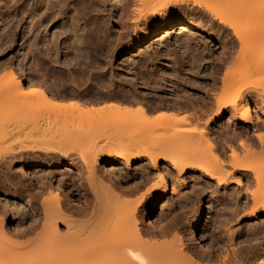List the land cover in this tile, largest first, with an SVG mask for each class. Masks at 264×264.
Here are the masks:
<instances>
[{"label":"bare ground","instance_id":"6f19581e","mask_svg":"<svg viewBox=\"0 0 264 264\" xmlns=\"http://www.w3.org/2000/svg\"><path fill=\"white\" fill-rule=\"evenodd\" d=\"M9 1L16 8L14 11H17V14L13 16L9 24H6L3 30V36L0 38V70H7L8 72L6 79L0 84V183H9L11 179L24 178L26 175L23 168L32 159L63 160L64 158L71 160L74 149L78 148L75 142H81V138L79 140L77 139L76 133H73L72 137L70 136L74 130H71L72 132H69L70 134L67 133L69 130L65 132V129L69 127L65 125L67 128H62V122H60L59 128L73 140H66L61 134V140L53 143L46 142L45 140L39 141V136L43 139L47 134L45 133L41 137L39 129L44 124L41 121L38 122L40 116L37 117L34 115V110L38 106L42 107L39 103L53 104L54 102L55 104H60L62 102L59 95L63 93L58 94L54 91L52 88L53 84L49 83L47 73H42V70L46 69L47 71L49 66L55 67L56 69L62 66V44L64 43L67 48V44H70V42L67 43V40L72 39L71 36L78 38L75 39L73 37L74 41L72 40L73 42L68 46L72 54L77 53L76 57L73 54L75 58L83 55L82 47L87 43L86 38L83 40V36L87 34H98L100 38L99 42L102 43L101 45L104 48L108 42L107 46L115 49H123L126 45V39H128V45L135 48L163 34V39L160 41V44L166 47L165 55L167 56L168 54L171 56L169 52L171 51L172 44L165 38L166 36L164 34H170V31L176 26H179L178 29H180L181 34L188 32V34L190 33L194 36H184L187 46H190L189 42L194 40L199 33H203L205 36L217 42L219 41L223 50L227 48V43L231 44V47L222 54L223 57L219 60V64L216 67H213V65L210 66L212 82L206 84V87L197 86L204 92L201 96L196 94L197 96L192 97V94H188V92L170 94L168 91L167 95L166 91L163 90L167 96L157 95L159 96L157 97L158 103H152L145 95V92L143 94L137 89L136 84L135 86L132 84V89H123L115 92L113 95H109L110 97L108 99L110 103L106 105H110V107H114L117 110L123 109L131 111L132 108H136L135 111H140L139 116L134 114V117L130 118L129 116H125V119L115 121H122V127L125 126L124 123H127L124 130L128 129L127 131L129 133L134 129L140 134V127H142L143 132H146L148 129V134L142 133V138L137 137L138 135L133 133L136 136L131 135L124 140L123 142L125 144L121 145L116 151L109 150L108 144L104 146H93L89 150L87 149L88 152L85 153L81 149H78L80 150L79 153L76 149L77 152L75 155L77 153L80 154H77V161L80 156L82 162L79 161L82 165L84 164L86 166L84 168H87L89 172L87 173L88 177L81 178V180L83 179L85 184H89L97 201V204L95 203L96 205L93 204L96 208L94 207L95 210H92V213L89 215L90 217H83L85 220L87 219L86 221L84 219V221L81 220L82 217H79V220H81L79 221L68 209H64L62 202L67 196H65L66 193L60 191V187L54 191H49V187L48 189L44 188L50 192L46 193L45 199L43 198L45 197L43 196L44 193L41 192L43 196L42 205L45 211V221L43 220V223L40 221L43 224L40 227L42 228L40 233L38 232V228L34 226L33 228L30 227L31 229L29 231H26L27 233L24 234V237L36 235L32 239L29 238L28 241L26 240V242L18 243L13 241L12 239L16 236L15 234H13L15 235L13 238H9L12 236L10 235L11 231L5 227L7 220H9V211L6 210L4 217L0 215V264H264V247L262 244L257 243L255 246L251 245L252 247L248 245L251 251L247 254H242L240 249L235 248L238 240L234 238L235 235L233 233L235 231L232 233V230H229V228L227 229L228 235L226 236L234 248L232 250V256L230 254H227L225 257H222L221 254L214 256L212 253H209V255H201L195 252L188 243L198 241L196 237L199 235V223L203 215L202 207L197 209L194 217L192 216L190 218L186 236L183 235V229L176 221H171L169 226L154 231L147 230L146 221L144 220L146 206L148 205L149 209L154 208L157 200L160 197L167 196L172 190L164 175H160L156 179L145 176L146 178L143 177L139 182L134 179L133 182H127L128 185L129 183L134 185L128 188L127 186L123 188L120 184L121 182L119 183L117 182L118 180H115L118 178L115 171V163L118 160H121L130 168L136 161L149 158L150 164L156 172L161 171L160 162L167 160L173 164L180 175L184 173L185 168L189 165H196V167L205 173H209L211 179L218 181V184L227 183L230 179L231 182L235 181L239 186L242 183H247L246 187L250 191L251 188L249 187H254L255 190L253 189L251 193H248L249 190L245 189L246 187L244 188L247 191L245 193L246 202L250 203L252 201L253 206L251 205V212L241 218L244 220L247 216L251 219H258L262 215L264 217V134L260 135L257 133V135L254 134L255 136L252 137L253 135H248V132H246L248 126L254 124L253 103L256 108L260 109L259 111H262L264 116V0H96L95 6L92 8H89L84 0H80L81 5L79 8H74L72 4L74 0ZM90 2L89 4H91ZM91 12H95L93 14L98 17L97 20L92 22L91 25L86 24L84 28L80 27V23L83 20L80 22L78 17L80 19L85 18ZM101 35L103 38L100 37ZM20 41H22L20 51L14 54L15 47ZM201 41H195V46L201 47ZM238 44H240L243 51L236 56L235 48ZM204 46L206 47V45ZM10 54L14 55L5 60ZM207 56L205 50L202 49L198 55L193 57V62L191 63L196 65L199 61L203 62L207 59ZM81 57L80 59L83 58ZM31 58L34 65L28 67ZM186 58H189L188 54L184 57V59ZM1 60L4 61L1 62ZM74 63L70 64L72 65ZM231 64L234 65L235 69H245L244 72L239 70L240 73H238L236 72L238 70H232L226 72L221 77L224 68L229 67ZM152 74L154 73L150 71L147 75L151 76ZM255 77H259L258 83H256ZM54 78L56 77L54 76ZM163 81L167 82L166 77L163 78ZM53 83L56 84L55 82ZM73 90L75 91L76 89ZM71 91L69 88L70 93H72ZM74 96L76 99L71 102L79 104L78 107L84 106L93 110L105 105L94 104V102L91 104H88V102L87 104L82 103L78 101L81 98L77 94ZM105 98L107 99V96ZM6 102H13L12 106H14V109L9 108ZM200 104L203 105L200 106ZM56 108L54 110L58 111ZM190 108L194 109L193 112L196 110L200 115L197 113L194 115L191 114V120L186 117L187 114L184 119L181 118L182 120H178L175 117L181 111L184 113L183 110ZM41 110L43 109L40 108L39 112L42 117L41 112L43 111ZM150 114L151 116L152 114L153 116L156 114V116L160 115L158 118L160 119L159 122L156 119H150L157 122L153 123L145 118V116L149 117ZM228 114L231 116L229 120L227 119L228 123L231 121L246 131L238 133L235 130L237 133L235 132L230 135L228 141L231 143L229 147L230 155L228 156L229 163L227 166L224 165L225 162L223 165L221 164V159L216 154L213 155L215 147L210 134V127ZM172 115L175 116L173 117ZM45 116L43 115V117ZM205 116H209L208 119L205 118L207 123L202 124L204 120L202 117ZM99 117L101 122L93 115H90L89 121L91 120V123H102V120L103 122L105 121L104 119L107 120L103 116ZM136 117H143L145 120L140 122L139 125L133 124V121H136ZM59 118L57 117V119ZM85 118L88 119L87 116ZM85 118L83 119L86 120ZM113 118L108 119L112 121ZM186 118L191 122L195 119L198 124H195L197 123L195 120L193 121L194 124L188 121L193 125V129L190 130L192 125L190 126L188 122H185L188 120ZM61 119L63 120L62 117ZM66 119L64 118V123L68 120L69 124H77L72 120ZM114 119L113 123H115ZM129 119L132 120V123L129 122ZM48 120L52 121L51 116ZM56 120L54 122L58 121ZM40 123L43 125H40ZM50 123L53 124V122ZM29 124L34 125L35 128L33 127L34 129H31L32 127ZM155 128L176 132L173 140L180 145H193L195 152L190 154L184 162H180L178 159L170 157V152L172 151L170 149L155 146L144 147L147 135L151 134L153 136L155 133H158V130L156 132ZM30 129L31 131H27ZM35 129L36 131H34ZM183 129H188L193 132L188 134L189 132ZM149 130H152L153 133ZM36 133L38 136L37 139L34 138ZM57 136L58 138L60 137L59 135ZM74 136L77 141H74ZM148 138L149 142L150 140L153 141L152 137L150 139L148 136ZM239 140L241 142L238 144ZM9 145L11 146L8 147ZM208 155L216 162L215 165H205ZM103 161L106 162L104 165H101ZM71 165L72 168L68 167L67 170L71 173L76 170L79 177H81L79 172L82 169L80 167L76 168L73 164ZM76 165L79 166L77 163ZM67 170L65 169V171ZM100 173L108 176L107 181L103 180L105 177L103 179L99 177ZM82 175L84 176L85 174ZM229 176L231 178L227 179L226 177ZM74 177H77V175ZM242 179L246 182H243ZM185 181L184 179L180 181V189H182V183ZM85 184L83 183V185ZM95 184L97 185L95 186ZM81 185L79 186L81 187ZM42 186L44 185H41L43 189ZM46 186L45 184L44 187ZM87 186L83 187L87 188ZM84 188L82 190L85 191ZM223 188L226 189L228 187ZM143 190L145 191L141 193ZM47 191L45 190V192ZM27 193L31 194V192ZM138 194L140 196L136 198ZM31 195L30 197L32 198ZM236 207L238 206L236 205ZM245 207H243L244 210L246 209ZM240 212L241 209L238 207L235 216ZM191 215H193L192 212ZM87 216L88 213L86 214ZM62 223L65 224L63 233L59 231V226ZM202 233L199 235L200 239L205 244L213 246L212 241H207ZM249 235L254 238L253 240L258 239L257 237L260 236L255 232H250Z\"/></svg>","mask_w":264,"mask_h":264},{"label":"rangeland","instance_id":"374dc122","mask_svg":"<svg viewBox=\"0 0 264 264\" xmlns=\"http://www.w3.org/2000/svg\"><path fill=\"white\" fill-rule=\"evenodd\" d=\"M73 2H72V4L74 5V8L80 7V5H81L80 0H74ZM84 2L87 4V6L89 8H92L93 6H95L96 0H84ZM89 2L91 4H89ZM14 10H16V8H14L12 2H10L9 0L8 1L7 0H0V38L3 36V30L6 26V24H9L11 22V20L13 19V16H15L17 14V11H14ZM93 13H95V12H93ZM93 13L92 12L89 13V15H88L89 17L86 16L85 18H82V19H80V17H78L80 22H81V20H83L80 23V27L84 28V26L86 24L91 25L92 22L97 20L98 17L95 16ZM178 28H179V26H176V27H174V29H172L170 31V34H164L166 36L165 38L168 39V41L172 44L171 51L169 52L171 54V56H169L168 54H167V56L165 55L166 47H163V45L160 44L161 43L160 41L163 39V36H162L163 34L154 38V40H151L150 42H148L146 44H142L141 46H136L135 48L128 45V39H126V45L123 49L122 48H118V49L117 48L116 49L110 48L107 46L108 42L106 43V46L104 48L101 45L102 43L99 42L100 38H99L98 34H91V35L87 34V35L83 36V40L86 38V42H87L82 47L83 48V50H82L83 55H80L79 58H75L77 53L76 52L73 53V54H75L74 55L75 57H74L68 46L71 45V43L74 41L73 40L74 38L75 39H78V38H76L74 36H73L74 37L73 38L71 36L72 39L67 40V43L70 42L69 45L67 44V48L65 47L64 43L62 44V51H63L61 53V62H63L62 66H60V68H57V69L55 67L49 66L50 68L49 67L47 68L48 72L46 71V69L42 70V73H47L49 83L53 84L52 88L54 89V91L57 92L58 94L63 93V94L59 95L60 98L62 99L63 103L62 102L60 104H57V103L55 104L54 102H53V104H51V103L45 104L43 102L39 103L42 107L38 106L34 110L35 114H34V112H32V113L37 117H39V116L41 117L39 111H40V108L43 109V110H41V111H43V112H41L42 117L41 118L39 117L38 122L41 121L44 124V126L45 125L46 126L45 127L42 126L41 129H39L40 130L39 132L42 133V134L41 133H39V134L41 135V137H43L44 136L43 134H45V133L48 136L45 135L43 137V139L40 138V136H39V138H40L39 139L37 136V133H38L37 132L34 135V138L35 139L38 138L39 141L45 140L46 142L53 143L55 141L61 140V137L63 135L66 138V140H71L72 138L67 136V133L72 132L74 130L71 134L69 133L70 136L72 137L73 133H76L77 134L76 137H78L77 139L79 140V138H81V142L77 141V139H75V136H74V139H75L74 141H77V142H75V144L77 143L76 147L78 146V148L74 149L73 155H75V153L77 151L80 153V150H78V149H81L82 152L85 153V152H88L89 148L96 146V145L104 146V145L108 144V147L110 148L109 150H115L116 151L117 149L120 148L121 145L125 144L123 141L126 140L127 138H129L131 135H133V136L138 135L137 137H142V133L148 134L147 133L148 129L146 128L147 131L144 129V131H146V132H143L142 131L143 128L140 127L141 128L140 134H138L139 132L137 133L136 130H134V129L132 132H130L131 134L129 133V131H127L128 129L124 130L127 126L126 125L127 123H124L125 126L123 125L124 127H122V124H123L122 121L117 122L115 120H119V119L123 120V118L125 116H129L130 118L134 117L135 115L137 116L140 111L137 112V111H135L136 108H132V110H131L132 113L130 114V112H131L130 110H123V109L117 110L114 107H110V105H106V104L110 103V101L108 99V97H110L109 95H113L115 92H119L123 89H132V86H133L132 84H134V86L136 84L137 89H139V91H141L143 94L145 92L146 93L145 95L147 96V98H149V100L152 101V103L157 102L158 101L157 97H159V96H167L168 95L167 91L170 94H176V93L182 94V93L188 92V94H192V97L197 96V95L198 96L203 95L204 92L201 90V88H199L197 86L200 85L201 87H204V86L206 87V84H210L212 82L211 70H210L211 67L210 66L213 65V67H216L219 64V60L223 57L222 54L224 52H226L231 47V44L227 43V45H226L227 48H225V50H223V47L219 41L217 42L216 40H213V39L209 38L208 36H205L203 33H199V35H197L195 38L196 40L195 39L191 40L189 42L190 46H187L186 41L184 39V36L187 37L189 35L190 36H193V35H191L190 33L188 34V32L181 34L180 29H178ZM100 37L103 38L102 35ZM110 40H112V38H110ZM178 40H179V42H178ZM182 40H184V41H182ZM197 40H202L201 41V47H202V49L205 50V53L208 56H207V59H205L203 62L199 61L201 64L199 62H197L196 65L195 64L193 65V63H191V62H193V57L198 55L199 51L202 50L201 47L195 46V41H197ZM176 41H177L178 46L176 45ZM174 42H175V44H174ZM21 44H22V41L17 43V45L15 47L14 54L19 53ZM204 45H206V47ZM235 50H236V54H237L236 56H238L240 54V52L243 51V49H241V47H240V44H238L236 46ZM14 54H10L9 56H7L5 58V60L11 58ZM187 54H188L189 58L184 59V57ZM68 57H70V58H68ZM80 57L82 59H80ZM75 59H77L76 60L77 62L74 61ZM2 61H4V60H1V62ZM30 61L31 62L28 64L29 65L28 67L34 65V62H32L33 61L32 58ZM66 61H68V62H66ZM69 61H71V62H69ZM70 63H74V64L71 65ZM195 66H197V67H195ZM27 70L29 71V69H27ZM232 70L233 71L238 70L236 72L240 73L239 70H241V72H244L245 69H243V70L242 69H235L234 65L231 64L229 67L224 68L223 74L221 75V77L224 74H226V72H230ZM0 71H1L0 72V84H1L4 81V79H6L8 72H7V70H0ZM150 71L153 72L154 74H152L151 76H148L147 74ZM162 72H163V75H162ZM54 76L56 78H54ZM164 77H166L167 82L163 81ZM50 79L52 81L54 80L53 82H55L57 85L54 84ZM193 79H195V80H193ZM56 80L58 83L56 82ZM245 81H246V78H245ZM255 81H256V83H258L259 77H255ZM74 82H76V83H74ZM75 85L77 88L74 87ZM130 85H131V87H129ZM69 88H70V91L73 89H76L75 91H77V92L75 93V91L73 90L74 93H73V91H71L72 93H70ZM58 90H59V92H58ZM163 90L166 91L167 95L163 92ZM75 94H77L82 99V100L81 99L78 100L79 102H82V103L84 102L86 104H87V102H88V104L89 103L91 104L94 102V104L98 103L99 105H104V104L105 105L100 107V108L93 109V110H90L89 108L84 107V106L78 107L79 104H75V102H71L72 100L76 99L74 96ZM157 95H159V96H157ZM106 96H107V99L105 98ZM151 98H153V99H151ZM87 99H88V101H87ZM107 100H108V102H107ZM6 103H7V106H9V108L14 109V106H12L13 102H9V103L6 102ZM202 105L203 104H200V106H202ZM252 105L254 107L253 108L254 109V112H253L254 124L249 125L247 131L238 127L237 125H235L231 121H229V123H228V120L231 118L230 114L221 118L219 121L215 122V124H213L210 127V134H211V137L213 138L214 147H215L214 148L215 152H213V155L216 154L217 157H219V159H221L222 165L225 162L224 165L228 166V163H229L228 156L230 155L229 147L231 144L228 141H229L230 135H232L236 132L235 130H237L238 133L246 131V132H248V135H253L252 137L255 136L254 134L257 135V133L260 135L264 134V116L262 114V111H259L260 109L256 108L254 103ZM53 107L54 108L57 107L56 109L58 111L60 110L59 111L60 115H59V112L54 110ZM190 109H192V108H190ZM190 109H188V110L193 112L194 109H192V110H190ZM188 110H183L184 113L181 111L180 113L177 114V116H175L176 114L172 115V116L173 117L175 116L176 118H178V120L179 119L182 120L181 118L184 119L186 114H187L186 117L190 118L191 114L194 115L195 113H197L196 110L193 113L189 112ZM61 113H62V115H61ZM48 114L51 116L52 121L48 120V119H50V116ZM43 115L44 116L46 115V116L43 117ZM90 115H93L95 118H98L99 116H101V117L103 116V118H107V120L104 119L105 121L103 122V120H102V123H100L101 121H100V119H99L100 117H99L98 118L100 121V122H98L99 124L97 122L91 123V120L89 121ZM156 115H154L155 116L154 117L153 114H152V116L150 114L151 117L147 116L148 117L147 118L145 116V118L149 119V121H151L153 123H157L155 121H152V120L156 119V121L158 120V122H159L160 119H158V118L160 117V115L159 116H156ZM198 115H200V113ZM85 116H87L88 119H86ZM57 117L58 118L60 117V118L57 119ZM61 117L63 118V120L61 119ZM111 117L117 118V119L113 118L115 123H113V119H112V121L110 119H108ZM143 117H141V118L136 117L135 118L136 121H133V124L139 125L140 122L145 120ZM208 117L207 116L202 117L204 120L202 119L203 121L202 120L201 121L203 123L202 122L201 123L205 124V122H206L205 118L208 119ZM45 118H47V119L45 120ZM64 118L72 120L73 122L77 123L78 125L77 124H74V125L69 124L67 119H66L67 120V122H66L67 124H66V123H64L65 122ZM83 118H85L88 122L86 120H84ZM188 118H186V120ZM194 118H195V116H194ZM56 119L59 121L58 124H57L58 121ZM150 119H152V120H150ZM191 119L192 118H190V120ZM55 120L57 122H54ZM190 120L188 119L185 122H188ZM194 120H192V122L191 121L190 122L192 124H194L193 123ZM131 121L132 120L129 119V122H131ZM35 122H37V121H35ZM50 122H53L54 125ZM60 122H62L63 124H61ZM116 122H117V124H116ZM195 122H197V121L195 120ZM42 123H40V125ZM191 123L188 122V125L191 126L192 125ZM60 124H61V126L63 125L62 128H64V127L70 128V129L64 128L65 132L67 130H69V131H67V133H65L62 129L59 128ZM195 124H198V122ZM118 125H119V127H118ZM185 125L188 126L187 124H185ZM29 126L32 127V128L30 127L31 129L35 128L34 125L32 126V124L31 125L29 124ZM29 126H28V129H29ZM134 126H132V127H134ZM72 127H73V129H72ZM183 127H184V125H183ZM192 127H193V125L191 126L190 130L193 129ZM194 127H196V126L194 125ZM236 127H237V129H236ZM255 127H256V129H254ZM121 128H123V129H121ZM184 128H186V127H184ZM31 129L27 130V131H31ZM36 129L34 131H36ZM120 129L123 131H127L128 133L123 132ZM155 129H156V132L158 130V133H155L153 136L151 134L147 135V140H146V142H144L145 143L144 147L155 146L158 148L164 147V148L170 149V150H172L170 152L171 153L170 157H173L174 159H178L180 162H184L185 159H187V157L190 154L195 152L194 151L195 148L193 145L184 146V144L180 145L176 141L173 140L174 134L176 132H174L172 130H165V129H160V128H155ZM129 130H130V128H129ZM259 130H260V132H259ZM153 131H154V129H153ZM153 131L151 130L150 132L153 133ZM162 131H164V133H162ZM184 131L189 132L188 134L193 132V131H189L188 129H185ZM58 132H60V133H58ZM80 132H82V133L79 134ZM254 132H256V133H254ZM28 133H30V132H28ZM133 133H135L136 135H134ZM31 135H33V134H31ZM57 135H59L60 137L58 138ZM143 135H145V134H143ZM148 136L150 137V139L152 137L153 141L150 140V142H149ZM30 137H32V136H30ZM45 137H46V139H45ZM74 141H73V143H74ZM122 142H123V144H122ZM240 142H241V140H239L238 144ZM38 143H40V142H38ZM42 143H44V142H42ZM10 146L11 145H9L8 147H10ZM76 149H77V151H76ZM222 151H223L224 155H226V154L227 155L224 156ZM82 152H81V154H82ZM79 153H77V154L80 155ZM77 154L74 157L72 155L71 160L70 159L67 160L64 158H63V160L43 159V158H40L41 160L39 158L32 159L23 168L24 169L23 171H25L24 173L27 177L25 176L24 178L11 179L9 181V183L8 182H1L0 183V215L1 216L3 215L2 217H4L6 210L9 211V220H7V223L5 224V227L11 231L10 235H12V236H10L9 238H13L16 235L14 237V239H12V240L16 241L18 243H20V242L22 243V242H26V240L28 241L29 238L32 239V237L34 236L33 235V236H29V237L28 236L24 237V234L27 233L26 231H29V229L33 228V226L38 228L39 233L42 231L41 230L42 228H40V227L43 224H41V222L43 223V220L45 221V219H44L45 218V214H44L45 211H44V208L42 205V200H43V198L44 199L46 198V196H45L46 193H50L47 191L48 187H49V191L57 190L60 187V191L61 192L63 191V193H66L65 196H67V197L64 198L62 205H63L64 209H68L76 218H78V220L81 217H82L81 220H83V219L85 220V218L90 217L89 215L92 213V210H95V208H96L94 206L97 204V201L95 200L96 196L94 197L95 194L93 191H91L92 189H90L89 184H85V181L83 179L82 180L84 182L81 180V178L88 177L87 173H89V172L87 171V168H84L86 166H84V164L82 165V163H81L82 161H81L80 156H79V160L81 162L79 160L77 161V159H78ZM214 157H216V156H214ZM72 160L75 162H73ZM222 161H223V163H222ZM105 162L106 161H103L101 163V165H104ZM219 162H220V160H219ZM70 163L73 164L76 168L80 167V169H82V171L80 170L82 173L79 172V174H81L80 175L81 177H79L76 170H75V172H72V173L67 170L68 167L72 166ZM76 163L79 166H77ZM215 164H216V162L211 159L210 155H208L207 161L205 162V165L212 166ZM160 165H161V171L162 172L161 171L156 172L153 169V166L150 164L149 158L148 159L143 158L139 161H136L130 168L127 167L121 160H118L115 163V166H116L115 171H116L117 177H118L115 180L116 181L118 180L117 182H119V183L121 182L120 184L122 185L123 188L124 187L126 188V186H127V188L134 186L131 183H129V185H128L127 182H129V181L133 182L135 179V181L138 180L137 182H139V181H141V179L143 177L146 178L148 176H150L148 178L153 177V179L154 178L156 179L160 175H164L169 182V185L172 189L171 192L169 194H167V196L165 195L163 197H160L157 200V202L154 204L155 205L154 208L149 209L148 205L146 206V209L144 207V209L146 210V212L144 214L145 215L144 220L146 221V229L147 230L154 231V230H157L159 228L169 226L171 221L172 222L176 221V222H178L179 226L182 227L183 235L186 236L187 235L186 231L188 230L190 218H192V216L194 217L197 213V209L202 207L203 215H202L201 222L199 223V235L203 232L202 235L205 237V239L207 241H212L213 246L205 244L200 239L199 235H197L196 239L198 241L197 242L191 241L188 244L198 254L209 255V253L210 254L212 253V255H214V256L221 254L222 257H225L227 254H230L232 256V254H233L232 250L234 248H233V246H231L232 243H230L227 240V239H229L226 236V235H228L227 234L228 228H229V230H232L231 231L232 233L235 231V233H233V235H235V237L234 236L233 237L238 239L237 244L235 245V248L237 247L236 249H240L242 254L249 253L251 251L249 247L251 245L255 246V245H257V243L258 244L261 243L262 246L264 247V217H263V215L261 217H259L258 219H251L249 216H247V218L244 220L241 218L242 216L249 214L252 210L251 205L253 206L252 201L250 203L246 202V197H245L246 194L245 193H247V191L245 189H247V187H246L247 183H245L246 185L244 183H242V185L239 186V185H237V183H235V181L231 182V180L229 179V181H227V183L225 182L226 184L225 183L218 184L217 183L218 181H214L211 179V176L209 173H205L200 168L196 167V165H189L188 167H186L185 171L182 175L179 174V172L175 169V167L173 166V164L170 161H167V160L161 161ZM30 167H31V169H30ZM64 167L67 171H65ZM209 168H211V167H209ZM57 169H59V170H57ZM68 172L71 174H69ZM158 172H160V173H158ZM72 174H74V175H72ZM82 174H85V175L83 176ZM76 175H77V177H74ZM99 177L102 179L105 177L103 180L108 179V176L106 174L104 175L103 173H100ZM89 178H91V177H89ZM226 178L228 179L231 177L229 176ZM182 179H184L186 181L182 183L183 187H182V189H180L181 187H179V186L181 183L180 181H182ZM242 180H243V182H246L244 179H242ZM81 181L85 185H83V183ZM80 182L82 185L80 184ZM228 182H230V183H228ZM58 183L59 184L61 183L60 186ZM86 183H88V182H86ZM42 184L44 186L46 184L47 186L46 187L42 186L43 187V189H42L41 188ZM79 185H81L82 188ZM96 185L97 184H95V186ZM23 186H24V188H23ZM83 186H87V188L89 190L87 188H84ZM223 187H228V188L225 189ZM240 187H242V188H240ZM44 188H47V189H44ZM83 188L85 189V191L82 190ZM249 188H251V191L253 189L255 190L254 187L253 188L249 187ZM45 190L47 192H45ZM247 190H249L248 193H251L250 189H247ZM144 191L145 190H143L141 193H143ZM27 192H31L32 195L27 193ZM39 192H40V194H39ZM41 192L44 193L43 196H45V197L42 196ZM140 194H138L136 196V198H138V196H140ZM30 195L32 196V198L30 197ZM136 198H134V199H136ZM247 203H249L250 205ZM162 204H163V206H162ZM233 204L235 205V207ZM236 205L241 209V212L237 216H235L236 210L238 208V207H236ZM243 207H245L246 209L244 210ZM14 209H16V210H14ZM185 211H186V213H185ZM191 212L193 213V215H191ZM87 213H88V216L86 217ZM36 214H37V216H36ZM179 214H180V216H179ZM83 217H85V218H83ZM177 217H178V219H177ZM81 220H79V221H81ZM64 227H65V224H63V223L60 224L59 231L60 232L64 231ZM225 230H227V231H225ZM223 231L226 233H224ZM250 232L258 233L260 236L257 237L258 239L253 240L254 238L249 235ZM13 234H15V235H13ZM19 234H20V236H19ZM214 236H215V238H214ZM19 237H21V238H19ZM228 242H229V244H228ZM248 245H250V246H248Z\"/></svg>","mask_w":264,"mask_h":264}]
</instances>
